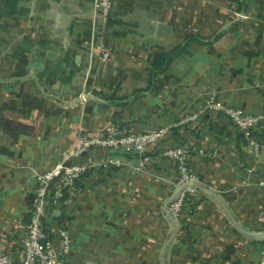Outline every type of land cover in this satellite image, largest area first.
I'll use <instances>...</instances> for the list:
<instances>
[{"label":"crops","instance_id":"1","mask_svg":"<svg viewBox=\"0 0 264 264\" xmlns=\"http://www.w3.org/2000/svg\"><path fill=\"white\" fill-rule=\"evenodd\" d=\"M192 38L164 72L152 65ZM210 99L264 117V0H115L106 23L97 0H0V254L19 258L34 172L59 162L81 128L93 134L121 124L169 128L165 142L190 150L201 178L195 209L181 221L169 215L155 175L170 165L155 149L143 173L90 172L83 194L47 219V230H70L72 251L61 264L259 261L264 120L246 135L206 109ZM102 155L110 152L88 156ZM244 181L250 186L234 192Z\"/></svg>","mask_w":264,"mask_h":264},{"label":"built area","instance_id":"2","mask_svg":"<svg viewBox=\"0 0 264 264\" xmlns=\"http://www.w3.org/2000/svg\"><path fill=\"white\" fill-rule=\"evenodd\" d=\"M114 6L115 0H97L99 17L103 23L111 18ZM101 58L102 62H108L110 52L103 50ZM205 108L222 112L246 135L264 120L261 116H246L243 109L219 104L213 99H210ZM168 132L169 128L136 132L121 124H108L99 133L93 134H88L81 128L78 138L65 150L59 162L46 172H34L38 188L24 222V234L18 242L19 258L14 259L1 253L0 264H61L60 256L67 257L72 251L70 230L66 223L47 230L48 217H60L68 200L83 194L84 185L87 184H79L85 181V176L90 172H105L114 168L143 173L147 169L145 155L152 149L158 151L161 159L169 162V171L155 177L164 185V201H167L169 215L181 221L183 216L188 215V211L195 209L194 197L198 193L201 178L189 164L190 150L182 145H168L165 142ZM92 151H108L110 155L89 157ZM247 186H250V182L244 181L233 191ZM255 186L264 191V179L255 182ZM158 213V216L165 218L162 208H159ZM165 219L170 231V223ZM52 233L60 239V248L55 246ZM243 261V264H264V254L256 263L247 262V259Z\"/></svg>","mask_w":264,"mask_h":264},{"label":"trees","instance_id":"3","mask_svg":"<svg viewBox=\"0 0 264 264\" xmlns=\"http://www.w3.org/2000/svg\"><path fill=\"white\" fill-rule=\"evenodd\" d=\"M220 37V35H217L214 39H212L211 41L213 42L214 40H217L218 38ZM194 41V39H189L188 42L184 45V46H181L179 48H177L176 50L172 51L171 53H168V54H164L162 56H158L156 57V59L154 60V62L152 63V65L158 70V72H164L170 62L177 56H179L180 54H182L183 52L186 51L188 45L190 43H192ZM158 72H152L151 75H152V82L154 80L155 82V77L156 75L158 74Z\"/></svg>","mask_w":264,"mask_h":264},{"label":"water","instance_id":"4","mask_svg":"<svg viewBox=\"0 0 264 264\" xmlns=\"http://www.w3.org/2000/svg\"><path fill=\"white\" fill-rule=\"evenodd\" d=\"M61 259H62V257L60 256V259L59 260L61 261Z\"/></svg>","mask_w":264,"mask_h":264}]
</instances>
